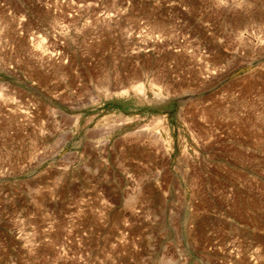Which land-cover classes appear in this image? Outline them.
<instances>
[{
  "label": "rangeland",
  "instance_id": "374dc122",
  "mask_svg": "<svg viewBox=\"0 0 264 264\" xmlns=\"http://www.w3.org/2000/svg\"><path fill=\"white\" fill-rule=\"evenodd\" d=\"M0 264H264V0H0Z\"/></svg>",
  "mask_w": 264,
  "mask_h": 264
}]
</instances>
